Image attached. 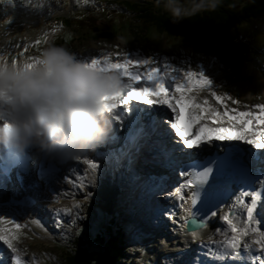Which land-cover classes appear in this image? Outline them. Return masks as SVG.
<instances>
[{
  "label": "rangeland",
  "instance_id": "374dc122",
  "mask_svg": "<svg viewBox=\"0 0 264 264\" xmlns=\"http://www.w3.org/2000/svg\"><path fill=\"white\" fill-rule=\"evenodd\" d=\"M44 1L52 3L53 9H59L61 6L60 3H57V1L61 0ZM93 1L96 4L90 1L92 4L91 9H93V7H102V5L98 3L99 0ZM127 1L134 3V1L141 2L142 0H120L115 5H107L108 11L105 14L101 12L85 13L82 16L70 20V24L68 25L75 27L78 24L79 29L77 28L75 31H79L81 35L80 39L74 43L68 41V36L70 34L77 35L72 28L67 29L66 32L67 35H69L63 41L64 34H62V32L64 29L61 27L62 25L56 23L51 28L49 25H43V22L40 23L41 20L37 19L39 18L38 15L41 16V12H38L39 9L35 10L37 11L36 13L31 11L34 15L32 18V16L25 17L22 15L21 13H24L22 10L14 11L13 5L0 4V22L10 20V23H8L6 27L0 28V49L3 50L8 58L12 56L11 60H13V57H17L15 58L16 63L25 61V57H39L42 51L50 45L65 47L67 50L74 53L79 60L85 63H90L91 59L95 58L103 60L105 55L110 56L111 61H115V63L123 62L126 57L134 61H144L153 54L152 56H155L157 59L149 67L156 68L158 59H165L166 56L167 63H169V68L172 71L178 70L187 73L197 69L196 62H207V67L210 69L209 71L215 67L219 68L222 75L220 80L223 82L222 84V82L214 79L216 83L220 85V89H218L217 93H210V103H213V109H220L223 112L226 110L236 112L237 107H239L245 112L257 114V116L262 115L261 108H264V91H262V88L256 83L259 82V80L264 81V75L262 74L264 73V66L260 64L258 60L253 61V58H260L257 51L259 47H264V32L253 30L251 33L253 26H247L248 24H256L257 20L251 23L243 22L237 30L230 33L213 34V39L201 45L195 41L184 40L176 35L175 37L168 32H159L156 25L152 23H142L139 12H136L137 9L135 10L125 4ZM68 2L67 0V3ZM142 3L146 2L142 1ZM153 6L157 7V5ZM5 7L8 10L10 9L11 13L9 15L6 14ZM160 9H164V7L162 6ZM12 10L14 12H12ZM30 10H32V8H30ZM47 11L49 10L46 8L45 12ZM44 15L45 14H42V16ZM59 15L63 20L67 17L71 18L65 12H61ZM258 21L261 26H264V17ZM132 23L135 25H131ZM119 26L123 28H119ZM136 26L140 28L139 32L141 33L137 32V39L134 40L133 33L129 35V32ZM145 27L146 31L144 29ZM103 28H105L107 33H114V36L111 35V39L103 37L101 31ZM250 34L251 36L247 37ZM37 41L41 42V44H37ZM30 46H32L31 52L26 54ZM33 51L38 54L33 53ZM251 57L252 59L248 64ZM216 61H218L217 64L213 63L210 67L211 63L209 62ZM161 62L162 61H159L158 63L160 64ZM219 66H223L225 69L227 67L230 71L227 78L230 80L225 81L226 75ZM199 68L200 67H198V71L203 74L202 68ZM209 71L206 70L205 72ZM232 74L236 75L235 82L232 80L233 78L230 77ZM217 97H220V99H217ZM202 100L203 98H201V101ZM205 101H209V98ZM206 103L207 102L204 104ZM228 103L230 104L229 106ZM86 166H82L86 168L85 171L81 170V172L78 171V173L79 180L83 178V185L87 191L90 190V194L84 193L85 190L82 186H80V190L77 191V193L71 192L67 195V191H63L70 199V205H67L66 209H71V214H64L63 217H57V215H55V218L50 215L49 219L42 220L45 230L52 236L51 239L47 237L41 238L36 228L31 231V233L35 235H25L24 231L21 230L23 228L19 230V240L15 243L24 261H30L32 264H66L64 257L67 251H70V249L74 247L72 244L73 236L77 231L80 230L81 233V229H86L87 225L91 224L90 227L84 231V234H95L103 225L108 226L111 220L115 218L118 225L125 226V230L127 228L126 244L130 249L129 255L131 258L129 259H132L134 264L195 263L196 253L195 255L193 254L190 257L182 259L184 249L182 250L180 246L173 247V239L172 242H169L163 234H158V231L155 229H149V233L146 231L144 226H147V224L153 226L150 222L155 223V216L152 215L153 210L151 211V205L147 204L145 195L127 193V195H123L121 199H119V195H116L115 199V195H113L114 190L112 188L117 183H113L112 179L108 177L110 181L106 179L105 182L114 184L110 186V190L107 188L108 192L95 189L98 187L99 178L95 177L93 174H90V177ZM152 169L154 168L148 165L142 168L141 173L145 174ZM126 173L127 171H122L121 175L124 177ZM133 175H137L136 172L130 171L129 175H127V182L132 180ZM80 183L81 181L78 182V185H81ZM125 186L127 185L124 182L119 186L116 185L115 188L119 187V190H121ZM117 190H115V194ZM59 192H61L60 189ZM80 193V197L83 196L82 199L87 198L85 196L88 195L90 201L82 206L79 205V207H75L76 203L74 199H78ZM144 193H147V191H144ZM73 195H76L74 199H72ZM98 198L100 200H98ZM0 215L8 217V219H12L13 221L20 219V217H15L11 212L3 210L0 211ZM58 220H61L59 225L57 224ZM218 221L219 226L225 229L228 228L226 222L224 224L220 223L221 217ZM9 227H14V224ZM56 228L57 230H55ZM182 231L183 230L180 229L181 234L183 233ZM219 231L227 232L228 230L220 228ZM167 232L168 231H166L165 234ZM54 239L55 241H53ZM185 240L187 243L192 241L190 238L189 240ZM53 242L54 244H52ZM1 243L2 241H0V244ZM166 243H169V245ZM221 243L222 242H220L219 245ZM204 244L205 243L202 241L196 249V252L204 248L206 246V244ZM163 245H166V247H162ZM4 247L6 248V245ZM183 247L186 248V246ZM255 247L259 248V245ZM189 249L188 251L185 250L186 255L190 254ZM231 253L234 254L233 252ZM235 259L237 258L234 256L233 260ZM213 262L215 264L223 263L219 260H213Z\"/></svg>",
  "mask_w": 264,
  "mask_h": 264
},
{
  "label": "clouds",
  "instance_id": "9594fccd",
  "mask_svg": "<svg viewBox=\"0 0 264 264\" xmlns=\"http://www.w3.org/2000/svg\"><path fill=\"white\" fill-rule=\"evenodd\" d=\"M220 6L221 0H163L173 24ZM124 90L117 72L100 71L63 46L50 45L19 64L0 49V145L19 154L35 148L50 157L79 158L109 139L114 126L106 98Z\"/></svg>",
  "mask_w": 264,
  "mask_h": 264
},
{
  "label": "snow or ice",
  "instance_id": "6c2138e0",
  "mask_svg": "<svg viewBox=\"0 0 264 264\" xmlns=\"http://www.w3.org/2000/svg\"><path fill=\"white\" fill-rule=\"evenodd\" d=\"M39 41H37V44ZM152 62L150 60L144 61H134L130 58H125L123 62L113 63L110 56L105 55L104 59L99 58L91 59L90 64L96 67L100 71H115L117 72L122 80L125 82V90L123 92L117 93L113 96L106 98V109L108 112L112 113L119 105H129V101H140L142 104L152 105L154 103L166 104L168 108L175 113V121H172L171 114H169L170 131L174 130L176 136L180 137L178 143L182 144L181 150L183 148L194 149L199 148L202 143H210L212 139L216 140H237L243 141L247 144L252 145L256 149H264V131L257 130L254 122L259 124H264V108H261L262 115H255L250 112H238L235 115H228L227 112L221 115L214 109L202 108L200 112H208L210 114L209 118L223 121L225 117L231 122L230 128H211L206 124H201L200 121L204 119V116L197 111L198 105L191 102L189 98L185 95V89H190L191 87H211L210 81L205 78L202 73H185V79L189 82L188 84L176 83V91L180 92L181 95L179 99H176L175 95L169 98V92L164 84V77L159 74V70L156 68L148 67L146 71H141V68L150 65ZM138 85V86H134ZM156 96L159 98L158 101H154L150 97ZM220 99V97H217ZM180 105L179 111L176 105ZM129 111L141 112L144 109L140 105H131L130 107H125L122 109L121 115H113V120H121L123 114ZM187 113L186 119L182 117V113ZM138 118V117H137ZM183 121V126L182 125ZM199 125L196 128L195 136L192 135V128ZM241 126V127H238ZM251 126V127H250ZM138 133H130L129 139H135ZM192 137V138H190ZM192 155V154H190ZM78 159V158H77ZM88 164V168L93 172L98 168V165L89 161H84ZM236 162H233L229 154L224 157H216L207 159L204 161H195L192 164L185 166V171L181 175L188 177L186 182L181 185L176 191L177 193H182L183 189L196 188L197 191L192 193L191 203L194 206L198 200L200 191H202L205 186H209V191L211 192L215 188V183L209 185V181L213 179L214 170L216 173L215 179H219L224 173L225 169L229 166H235ZM241 176L244 179H250L248 177L247 169H240ZM83 186V178H81V185ZM262 188H264V183H262ZM251 197V201L245 204L243 198ZM184 199L183 195L180 196ZM264 199V192H248L241 191L237 197L239 204L246 209V221L241 224L239 219L234 222V218L226 215L223 217L228 225L229 232L231 235L225 233V240L223 242L226 249L232 250L236 258L241 256L240 249L243 247L246 253H250L248 256L249 261L254 262V264H264V230L259 227H253L257 225L259 221L257 220L254 212L258 206V202ZM79 207V205H75ZM65 214H71V209H63ZM191 215V212L189 211ZM215 215V213H212ZM264 219V214L261 216ZM39 225V221H33ZM14 224V227H7L6 225ZM202 226V225H201ZM22 227H27V225H21L20 223H15L12 219L5 220L0 216V264H32L30 261H24L20 250L16 247V243L19 240V230ZM246 236H252L251 240L246 241L244 238ZM6 245V248L4 247ZM259 245V248L255 246Z\"/></svg>",
  "mask_w": 264,
  "mask_h": 264
},
{
  "label": "bare ground",
  "instance_id": "6f19581e",
  "mask_svg": "<svg viewBox=\"0 0 264 264\" xmlns=\"http://www.w3.org/2000/svg\"><path fill=\"white\" fill-rule=\"evenodd\" d=\"M91 2L93 4H95V2L93 0ZM29 7L32 8L31 6H29ZM31 11L33 13L37 12V11H33V9ZM12 12H14V11L12 10ZM38 12H40V10H38ZM12 15H13V13H12ZM41 16H42V14H41ZM21 62L22 61H19L18 64L21 63ZM221 77H222V75H221V73L219 71V68L215 67L211 71L205 72V78H207L210 81L211 87L210 88L209 87H196L195 88L196 89V91H195V95L196 96L201 97L203 99L209 98V101H204V102H207L206 104L203 103V100L201 101V98H196L193 93L189 94V92H188L186 94L188 96H186V97L189 98L190 100L199 101L202 104V108L212 109L211 107L213 105L210 103L211 98L209 97V93L212 90V86L214 84H217L214 79H216L217 81L222 82L220 80ZM188 83L189 82L187 80L184 81V84H188ZM256 84H258L262 88L261 90L264 91V81L263 80L262 81L259 80V82H257ZM217 85H219V84H217ZM134 86H138V85H134ZM259 90H260V88H259ZM185 93H186V89H185ZM158 100H159V98L157 99V101ZM134 102H136L137 104H141L142 103L140 101H134V100L131 103H134ZM143 105H144V107L147 110L154 111L155 113H159V114L160 113H164V114L165 113H169V114L174 113V112H172V110L170 108H167L166 104L165 105L163 104L164 106H162V104H160V106H156L155 103L152 104V105H147V104H143ZM173 116H175V114H173ZM145 121H146L147 126L151 127V123L152 122H150L148 119H145ZM224 121L225 122H224V124H222V126H225V128H226V126H228V128H230L232 126L231 122H229L227 120V117L224 118ZM254 124H255L257 130L264 131L263 129H261L259 127V123L254 122ZM155 125L158 126V130L157 131L153 127L152 133H151L150 136L146 137L145 140L140 138L137 141L136 145L130 149V153L128 154V157H130L131 162L130 161L128 162L127 159H125L123 161V164H120V168H119V173L120 174L118 173V175H116L114 173V169L113 168H115V164L112 163L113 160H111V159L108 160V163L106 164V161L96 160L94 158V155L91 154V153L88 156H86L85 160H89V161H91V162H93V163L98 165V168L94 171V173H93L92 170H90L88 168V166H86L88 168L87 172H88V175L90 177H91L90 174H93L95 177L99 178L98 187H96L95 189H97L99 191H102V192H106L107 188L110 190V186L114 185V184H112L111 182H109V183L105 182V180L106 179L109 180V178H111V179L117 178L118 179V183L116 185H118V186L120 184L124 183V182L127 185V175H129L130 171H135V168L138 167L139 172L141 173L142 172V168H145L146 166H148V165H146V162H147L148 159L144 158V155H147V156L153 157V158H158V157L163 155V150H162V148L160 146V141H161L160 139L164 140V137L162 136L163 133H164V130H163V127L161 126V131H159V128H160L159 121H155ZM206 125L208 127H211V128H219L221 123L219 125H214V126L210 125V124H206ZM198 126L199 125H197V126H195L193 128V131H194L192 133L193 136L195 135L196 128ZM238 127H239V125H238ZM142 140H144V141L142 142ZM225 142H227V140H224V141L218 140V143L221 146ZM161 144L163 145L165 154L168 155V156L172 155V158H175L179 154H183V150H181L182 147L179 146V145L170 144L169 142H164V141L161 142ZM206 144H207L206 146L208 148H209V146H210V148L213 146L212 142H210V143L206 142ZM146 147H147V150H145ZM158 150H160V152ZM207 155L208 154L206 153L204 156H207ZM136 158H140V161L137 162V164H135ZM150 166L153 167V168H156V167H154L152 165H150ZM80 167H81V168H79L80 171L81 170L85 171L86 168H84L82 166H80ZM173 167H174L173 163H171L170 161L165 159L162 167H157V168H160V169L163 168L165 170L172 171ZM127 168L129 169V171H127V173L123 177L121 175V173H122V171H126ZM120 170H122V171H120ZM92 183H93V181H92ZM147 183H148V181H147ZM115 186L112 188L114 190L113 195H115V199H116V195H119V199H121V197L123 195L126 196L127 193H132V194H136V195H146L145 198H147V204L151 205V211L153 210L152 211L153 212L152 215H154L155 217L158 216V213H157L158 207L169 203V202H167V199H166L167 196H168L167 194H164L162 196L157 195V196L152 197V199H151V197H150L151 194H152L151 192H149V195H148V192L144 193V191H147V184H145V182H144V184L139 182L137 185H135L133 187L132 186L128 187L127 190H125L126 186L123 187V189H121V190H119V187L115 188ZM82 187L85 190L84 193L86 192L89 195L90 194V190L87 191L85 189L84 185ZM149 187L150 186H148V188ZM59 189L60 188H58V187H55L53 189L54 191H56V195L55 196H52L51 192H47V191L42 192L40 194V198L41 199L39 200V203H38L37 207H35V208H31V206H29L30 202L26 201L24 203V208H23L22 211H17V208H14L15 210H11L10 207L0 208V211L3 210V211L11 212L15 217H20V219L14 221L15 223H20L21 225H27V228L30 229L31 231H33L36 228L38 230V232L40 233L39 236L41 238L47 237L48 239H51L52 236H51V234H49L47 232V230H45V228H44V226L42 224V220L49 219L50 215L54 216L53 218L56 217L55 215H57V217L63 216L65 213L62 210L66 209L67 205H70V199H68L67 196H62V195H66V194L62 193L61 190H60L61 192H59ZM115 190H117L116 194H115ZM119 192H120V194H119ZM74 193H77V192H74ZM88 195L85 196L87 198L82 199L83 196L80 197L81 196V193H80V195H78V197H79L78 199H74L76 195H73L72 199H74V202L76 203V205L78 204V205L82 206V205H84V204H86L87 202L90 201L88 199L89 198ZM172 195H173V193H172ZM90 197H92V196H90ZM177 198H178L177 196L173 195V199H172V201L170 203L173 202V203L177 204L178 201H179ZM37 199L38 198L34 199L33 201H37ZM49 199H53L54 203H49L47 201ZM98 200H100V199L98 198ZM187 207H189V205H187ZM235 210H236V212L238 214V216L236 218L239 219L241 213H243V207L235 209ZM7 214H10V213H7ZM182 214H183V212H178L176 214H173L172 216H173V221L174 222H173L171 228H169V231L166 234H165L166 231L163 232V234L167 238V240H169V241H171L172 239L174 240V242H172V246L173 247L174 246H180V248L182 247V250L184 249L183 253L179 252V253H182V259H184L185 257H190L193 254L195 255L196 249L199 247V245L202 243V241H203V243H205L208 246H215L216 245L215 247L218 248V251L221 253L223 258L221 257L222 261L219 258L218 259L216 258L215 260H219V261L223 262V259L226 260L227 258H229V256L231 257L232 254L230 253V251H232V250L224 248V244H223L225 233H229V235H231V233L229 232L228 228L225 229L222 226H219V221L218 220H219L220 217H221V221H222L221 212L218 213L219 215H217L216 217H213L212 220L205 227H203V228H201V229H199V230H197L195 232H187L185 230V227H184V229L182 227V230H183L182 232L183 233L181 234L180 233V228L178 229L175 226H178L177 223L181 221L180 219L182 218ZM2 217L5 220H8V217H4V216H2ZM232 217L234 218V222H237V219L235 218V216H232ZM33 221H39V225H37ZM10 225H12V224H9V225H6V226L9 227ZM120 226H123V225H120ZM123 227H125V226H123ZM253 227H259L261 230H264V228H262L259 225H253ZM220 228L224 229V230H228V231L227 232H220L219 231ZM169 232H171V234H169ZM33 235H35V234H33ZM204 236H206V237H204ZM211 237H213V238H211ZM189 238L192 239V241H189L187 243L185 239L189 240ZM252 238H253L252 236H246L244 239L246 241H248V240H251ZM178 242H180V243H178ZM220 242H222V243L219 245ZM166 244L169 245V243H166ZM183 246H186V248L183 247ZM162 247H166V245H163ZM189 247H190V249H189ZM187 248L190 250V254H188L189 256L185 254V250L188 251ZM241 250L244 251L243 247H241L240 251ZM245 253L246 252L244 251V253H243L244 255L243 256L241 255L239 258L236 259V261L241 262L240 264H243L244 262H248L249 264H254V262H251L248 259V256L251 255V254L250 253L245 254ZM195 257H196V255H195ZM210 262H211V260H210ZM222 264H225V263L223 262Z\"/></svg>",
  "mask_w": 264,
  "mask_h": 264
},
{
  "label": "trees",
  "instance_id": "16d2710c",
  "mask_svg": "<svg viewBox=\"0 0 264 264\" xmlns=\"http://www.w3.org/2000/svg\"><path fill=\"white\" fill-rule=\"evenodd\" d=\"M125 4L137 9L142 23H152L159 32H168L201 45L213 39V34L230 33L237 30L243 22L251 23L264 17V0H221V6L215 12L198 14L178 24L172 23L169 13L164 9L141 8L130 2ZM251 25L253 24L249 26ZM139 29L138 26L131 29L134 39H137V32L141 33ZM144 29L146 31V27ZM101 31L102 36L107 39H111V35L114 36V33H107L104 29ZM75 40L73 38L71 41ZM90 225L88 224L87 228ZM86 229H81V233L79 231L73 237L74 247L67 251L64 257L66 264H134L132 259H129L130 249L126 244L127 228L125 230V227L118 225L115 219L111 220L108 226L103 225L95 234H84Z\"/></svg>",
  "mask_w": 264,
  "mask_h": 264
},
{
  "label": "water",
  "instance_id": "95a60500",
  "mask_svg": "<svg viewBox=\"0 0 264 264\" xmlns=\"http://www.w3.org/2000/svg\"><path fill=\"white\" fill-rule=\"evenodd\" d=\"M187 226L189 227V224ZM199 227H200V225L196 224V225H193L192 229L190 228V230H195V229H198Z\"/></svg>",
  "mask_w": 264,
  "mask_h": 264
}]
</instances>
